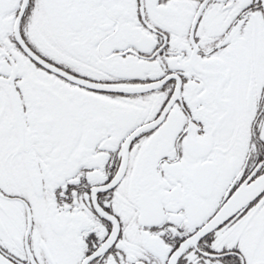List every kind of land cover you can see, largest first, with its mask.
Segmentation results:
<instances>
[{"label": "snow or ice", "instance_id": "1", "mask_svg": "<svg viewBox=\"0 0 264 264\" xmlns=\"http://www.w3.org/2000/svg\"><path fill=\"white\" fill-rule=\"evenodd\" d=\"M0 264H264V0H0Z\"/></svg>", "mask_w": 264, "mask_h": 264}]
</instances>
